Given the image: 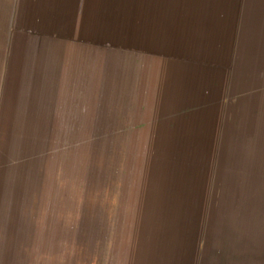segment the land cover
<instances>
[{
  "label": "rangeland",
  "instance_id": "rangeland-1",
  "mask_svg": "<svg viewBox=\"0 0 264 264\" xmlns=\"http://www.w3.org/2000/svg\"><path fill=\"white\" fill-rule=\"evenodd\" d=\"M175 2L0 0L3 225L78 242L228 244L264 258V61L238 53L247 86L217 170L206 123L139 100L150 36ZM199 24V38L221 39Z\"/></svg>",
  "mask_w": 264,
  "mask_h": 264
},
{
  "label": "crops",
  "instance_id": "crops-1",
  "mask_svg": "<svg viewBox=\"0 0 264 264\" xmlns=\"http://www.w3.org/2000/svg\"><path fill=\"white\" fill-rule=\"evenodd\" d=\"M164 11L159 16L164 25L150 36L149 54L139 72V100L149 111L155 108L159 114L164 108L175 120L187 117L193 127L198 121L206 123L213 133L209 145L211 155L217 156V170L222 138L230 139L227 132L235 122L238 86H247L244 70L238 69V53L264 61V0H180ZM209 21L220 28V42H206L196 34V24ZM231 247L124 237L116 242H78L62 238L56 228L0 222V264H264V258H253L245 248Z\"/></svg>",
  "mask_w": 264,
  "mask_h": 264
}]
</instances>
